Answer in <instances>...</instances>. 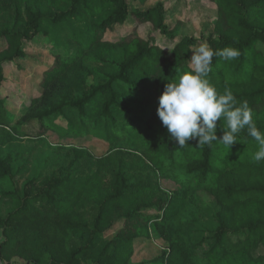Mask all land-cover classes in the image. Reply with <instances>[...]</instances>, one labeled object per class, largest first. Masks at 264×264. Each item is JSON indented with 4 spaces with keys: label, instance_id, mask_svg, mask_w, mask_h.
Segmentation results:
<instances>
[{
    "label": "trees",
    "instance_id": "obj_1",
    "mask_svg": "<svg viewBox=\"0 0 264 264\" xmlns=\"http://www.w3.org/2000/svg\"><path fill=\"white\" fill-rule=\"evenodd\" d=\"M133 1L131 7L129 0H0V147L21 142L17 125L35 122L47 137L53 131L60 139L92 136L109 144L98 155L53 143L50 170L22 188L15 179L30 161V147L0 153V262L264 264V251L255 254L264 249V160H254L257 141L244 129L230 149L217 141L198 146L197 139L181 148L157 115L165 86L193 70L196 48H231L239 56L214 55L206 79L218 94L230 90L238 105L247 102L264 134V0H198L216 7L212 29L198 34L182 31L181 21L170 25L165 1L150 7V0ZM44 23L70 26L63 44ZM124 27L119 37L107 36ZM159 36L172 46L157 43ZM39 48L51 57L41 93L27 103L10 99L7 66L23 72L20 60L37 58ZM146 82L155 87L154 101L140 89ZM76 110L83 126H101L105 135L63 132L48 122ZM224 130L222 118L217 137ZM203 192L218 207L212 227L205 223ZM144 240L161 251L137 260Z\"/></svg>",
    "mask_w": 264,
    "mask_h": 264
},
{
    "label": "rangeland",
    "instance_id": "obj_2",
    "mask_svg": "<svg viewBox=\"0 0 264 264\" xmlns=\"http://www.w3.org/2000/svg\"><path fill=\"white\" fill-rule=\"evenodd\" d=\"M159 1H165L168 13H167V21L170 25H174L177 21L182 22V31L184 32H195L199 33L201 31H209L213 27V20L216 14V7L214 4L208 2H199L198 0H150L147 4V7L155 5ZM130 6L133 7L134 1L129 0ZM83 23L79 20L75 22V27L81 28ZM44 26L47 27L51 31V36L53 40L57 43L60 42L63 44L66 35L70 33V31L66 27L68 26H52L44 23ZM129 28V26H127ZM127 27L117 29L116 33H108L109 38L119 37L123 33V30H126ZM127 28V30H128ZM148 32H150L149 27H144L141 29L140 33L146 37ZM156 36H154L155 38ZM157 43L163 45L164 47L170 48L173 44V41L168 40L164 36H159L157 38ZM1 46V44H0ZM259 48L264 51V44L260 43ZM37 58H33L30 61L20 60L23 63L25 69L23 72L16 71L14 65L10 64L7 66V75L8 82L6 86V91L8 92V96L10 99L23 98V103L29 102V100L41 93V86L39 84L42 78L43 69L48 65L50 61V55L45 50H41L39 48V52L36 55ZM123 56L122 52H117L115 54L116 59H121ZM105 68L108 70H113L114 67L111 65H105ZM15 70V71H14ZM28 87L29 93L25 92ZM141 91L144 93L146 101H154L157 96L155 93V87L151 82L143 83L140 86ZM48 122L60 129L63 132L68 130H90L95 133L103 134V127H94L93 125L83 126L81 120L78 115V111L68 112L67 114H60L54 117L49 118ZM39 122H35L34 124L26 125H17L19 130V135L22 139L21 142L14 143L7 147H0V153L7 151L9 148L13 146H19L21 144L30 147L31 149V158L27 165V167L16 177L15 181L18 183L20 188H22L24 182L35 176H41L47 173L51 166L46 164V159L48 156L52 154V145L53 143H74L76 145L86 146L89 150H92L94 153L101 155L108 151L109 144L104 140L92 136H88L86 139H78V140H65L60 139L56 133L50 131L48 133V137L45 135H41L39 133ZM98 134V135H99ZM105 135V134H103ZM202 202L204 208L205 215V223L208 227H212L213 225V216L215 211L217 210V204L214 197L207 192L202 193ZM2 240V235L0 233V241ZM161 251V246H159L154 241H139L137 243V260H141L144 258H153L158 255ZM264 251L263 248H260L255 251V254H260ZM0 264H4L1 263ZM12 264H20L17 260H14Z\"/></svg>",
    "mask_w": 264,
    "mask_h": 264
},
{
    "label": "clouds",
    "instance_id": "obj_3",
    "mask_svg": "<svg viewBox=\"0 0 264 264\" xmlns=\"http://www.w3.org/2000/svg\"><path fill=\"white\" fill-rule=\"evenodd\" d=\"M214 55L232 60L239 56V52L231 48L219 51L207 46L196 48L190 61L193 70L182 74L177 83H168L159 97L158 118L181 148L190 139H197L198 146L217 141L230 149L237 142V134L246 129L259 146L254 160L262 161L264 134L253 122L247 102L238 105L230 90L218 94L206 79ZM222 118L226 120L228 130H224L222 137H217V121Z\"/></svg>",
    "mask_w": 264,
    "mask_h": 264
}]
</instances>
